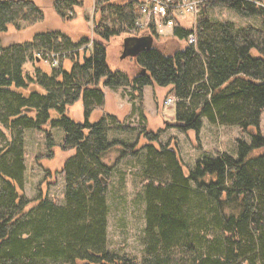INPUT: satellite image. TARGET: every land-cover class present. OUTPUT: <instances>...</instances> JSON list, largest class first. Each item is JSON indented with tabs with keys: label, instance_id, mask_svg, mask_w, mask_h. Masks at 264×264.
Returning a JSON list of instances; mask_svg holds the SVG:
<instances>
[{
	"label": "trees",
	"instance_id": "16d2710c",
	"mask_svg": "<svg viewBox=\"0 0 264 264\" xmlns=\"http://www.w3.org/2000/svg\"><path fill=\"white\" fill-rule=\"evenodd\" d=\"M203 1L194 27L168 13L163 22H174L173 38L180 46L171 54L160 48L142 52L134 60V75L111 70L108 56L122 37L157 32L154 19L146 29L138 25L144 18L142 0H96L93 38L90 32L75 40L58 29L7 45L0 37V264H137L107 248L106 175L112 167L104 158L113 150L122 157L138 156L143 170L141 264H264V155L253 154L264 147V5L260 0ZM81 4L54 0L50 8L58 18H72L69 12ZM216 5L260 17L262 29L215 21L207 8ZM44 19V8L35 0H0V34ZM190 35L196 36L195 44H188ZM65 58L73 61L69 70ZM40 60L60 66L26 72L27 63ZM105 87L130 93L143 117L144 89H168V97L175 98V118L167 126L184 133L199 136L203 118L256 131L251 144L238 141V159L219 153L186 173L170 143L138 149V139L133 144L110 139L111 128L126 127L103 112ZM79 100L83 122L66 115ZM95 111L102 115L91 121ZM48 124L64 131L61 149L73 152L62 170L64 203L39 198L30 206L24 194L26 131ZM145 134L159 141L157 134ZM54 146L48 132V148ZM212 230L220 235L209 237Z\"/></svg>",
	"mask_w": 264,
	"mask_h": 264
},
{
	"label": "rangeland",
	"instance_id": "374dc122",
	"mask_svg": "<svg viewBox=\"0 0 264 264\" xmlns=\"http://www.w3.org/2000/svg\"><path fill=\"white\" fill-rule=\"evenodd\" d=\"M40 6L44 8L45 19L33 26L22 24L21 30H16L13 26L9 28L6 33L0 34L4 45L16 42H24L31 40L36 33L44 32L50 29L62 30L70 35L77 29L74 26L75 22L81 18V22L90 23L84 24L92 33L96 21L95 1L96 0H79L81 1V8H74L69 12L72 18H58L54 11L50 8L54 0H35ZM125 2L127 0H119ZM203 1V0H202ZM211 0H204L202 5ZM217 1V0H216ZM264 5V0H260ZM202 6L197 15L187 14L184 11L173 12L179 24L185 27H194L196 21L202 12ZM81 11L77 14L76 11ZM208 14L215 21H230L239 28L245 29L254 27L261 30L263 23L258 16H241L234 10L216 5L207 8ZM90 13L89 17L86 14ZM93 14V16H92ZM81 16V17H80ZM154 19V18H153ZM163 19H154L157 23L156 33H147L143 31L142 34H151L154 36L159 48L167 54L173 53L178 49L179 42L173 38L174 22L172 20L164 24ZM169 25V27H168ZM165 26V28H164ZM147 28V27H146ZM144 28V29H146ZM84 32V31H82ZM132 33L129 36H135ZM137 36V35H136ZM127 37V36H125ZM122 37L117 46L112 47L111 55L108 56V63L111 70L115 71L121 69L130 75L138 72L135 67L134 59L120 58L123 39ZM92 50L93 44L88 46ZM257 56V53H254ZM65 69L69 70L73 66L71 58L62 60ZM54 66L50 60L38 61L36 63L29 62L25 66V70L29 74H33L35 69L39 67L44 71H50ZM56 67L60 66L55 65ZM104 89L111 90L107 87ZM111 95L116 93L120 96L117 100L124 107L119 111L120 121L126 129L111 128L109 132L110 139L124 140L128 144H133L138 139V149L146 144H153L159 148L161 144L175 147L185 167V172L195 169L196 163L205 158H216L219 153H226L231 157L238 159V141L251 144L252 136L255 129L250 128L248 132L242 131L237 126H221L212 124L207 118L202 119V128L199 136L195 132L184 133L177 128H169L167 122L160 117V112L163 113L165 120L172 121L175 118V103L166 105L164 99L168 98V89L163 92L165 97L162 101L156 102V113L146 114L145 106L143 115L139 112V103L131 101L130 93H124L122 88L112 89ZM116 94V95H117ZM106 95V94H105ZM163 102V104H162ZM106 103V100H105ZM105 111V110H104ZM103 111V112H104ZM108 114H113L106 112ZM66 115L77 121H84V107L82 101L79 100L75 104L68 106ZM102 112L95 111L91 116V121H96L100 118ZM114 115V114H113ZM116 116V115H115ZM136 129V131L132 129ZM157 134L159 136L157 141H150L145 132ZM48 132L53 135L55 146L52 149L48 148ZM260 132L264 137V112L260 120ZM65 133L61 128H51L48 124L42 130H27L25 137V187L24 194L31 200V205H36L39 198H47L49 201L59 205L64 203L65 198V178L62 173L66 160L73 154L71 151H63L61 146ZM168 143V144H167ZM255 155H264V147L259 148L253 152ZM105 163L112 167V170L106 175L107 191V248L113 253L124 256L128 259L136 260L137 264H141L144 255L143 237L146 227L145 210L146 204L143 199V185H142V166L137 157H122L117 150L108 153L104 158ZM219 236V232L212 230L208 233L209 237Z\"/></svg>",
	"mask_w": 264,
	"mask_h": 264
},
{
	"label": "built area",
	"instance_id": "2783aa9c",
	"mask_svg": "<svg viewBox=\"0 0 264 264\" xmlns=\"http://www.w3.org/2000/svg\"><path fill=\"white\" fill-rule=\"evenodd\" d=\"M201 2L202 1L199 0H143L139 6V10L144 15V18L138 25L141 28H146L151 23L153 18L157 20L163 19L171 11L177 12L182 10L188 15H197L200 10ZM195 43L196 36L190 35L188 44ZM54 65H58V61H54ZM174 103V97H168L165 101L166 105H172Z\"/></svg>",
	"mask_w": 264,
	"mask_h": 264
},
{
	"label": "crops",
	"instance_id": "0c3cea01",
	"mask_svg": "<svg viewBox=\"0 0 264 264\" xmlns=\"http://www.w3.org/2000/svg\"><path fill=\"white\" fill-rule=\"evenodd\" d=\"M81 7H83V6H80L79 8H81ZM76 9H78V7ZM76 11L78 12L77 14L81 15L80 12L82 11V8H81V11H78V10H76ZM89 14L90 13L86 14L87 17L91 16ZM92 16H93V14H92ZM96 17H98V14H96ZM89 18H91V17H89ZM84 24H88V26L90 25V23H86V22L83 23V22H81V18H80L78 20V22H75L74 23V26H76V28H77L74 31V33L72 32V35H70L68 33L67 34L69 36H71L75 40H78V39H80V38H82L84 36H88V34L90 33L89 32V28L86 27ZM82 31H84V32H82ZM90 34L92 36V33H90ZM104 91H105V94H106V103H105V106H104V110L106 112L113 113L120 120V117H119L120 114H119V111L118 110L122 109L124 107V104L125 103L124 104H120V102L117 101L118 99L120 101L119 94L116 93L117 95L116 94L114 96L111 95V92H113L115 90L105 89ZM163 91L164 90H157L156 91L152 87H146L144 89V102L143 103H144V106H145V113L146 114H149V113L154 114V113H156V108H157V106H156L157 103L156 102H158L159 99H160V101H162V99L165 97V95L163 93H161ZM164 103H165V99H164ZM162 104H163V102H162ZM163 116H164L163 113L160 112V117L163 118V121L164 122L168 121V120H165V118Z\"/></svg>",
	"mask_w": 264,
	"mask_h": 264
},
{
	"label": "water",
	"instance_id": "95a60500",
	"mask_svg": "<svg viewBox=\"0 0 264 264\" xmlns=\"http://www.w3.org/2000/svg\"><path fill=\"white\" fill-rule=\"evenodd\" d=\"M159 48L158 43L151 34H142L139 36H127L123 39L122 51L120 58L136 59L142 52ZM145 74L146 71L142 70Z\"/></svg>",
	"mask_w": 264,
	"mask_h": 264
},
{
	"label": "flooded vegetation",
	"instance_id": "af4514ba",
	"mask_svg": "<svg viewBox=\"0 0 264 264\" xmlns=\"http://www.w3.org/2000/svg\"><path fill=\"white\" fill-rule=\"evenodd\" d=\"M162 49V48H161Z\"/></svg>",
	"mask_w": 264,
	"mask_h": 264
}]
</instances>
